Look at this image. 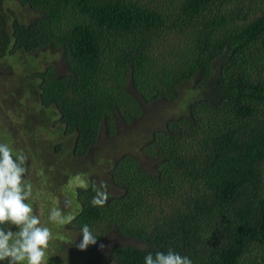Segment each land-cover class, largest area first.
I'll return each mask as SVG.
<instances>
[{
	"label": "trees",
	"instance_id": "trees-1",
	"mask_svg": "<svg viewBox=\"0 0 264 264\" xmlns=\"http://www.w3.org/2000/svg\"><path fill=\"white\" fill-rule=\"evenodd\" d=\"M12 1L33 18L7 7L5 58L23 66L40 50L63 49L69 73L49 65L19 75L43 111L56 109L57 119H43V126L72 137L73 156L94 147L103 126L114 133L118 114L126 122L142 115V98L172 103L184 96L183 111L142 149L152 169L132 154L117 158L109 171L120 192L103 207L91 205L98 185L92 176L78 189L74 227L87 224L100 230L98 238L113 230L131 237L111 248L113 264H145L147 253L169 248L193 264H264V6ZM164 32L174 38L168 56L156 51L155 36Z\"/></svg>",
	"mask_w": 264,
	"mask_h": 264
},
{
	"label": "rangeland",
	"instance_id": "rangeland-1",
	"mask_svg": "<svg viewBox=\"0 0 264 264\" xmlns=\"http://www.w3.org/2000/svg\"><path fill=\"white\" fill-rule=\"evenodd\" d=\"M144 1L161 7H171L174 0ZM248 2L251 5L257 4L258 10L264 6V0ZM8 6L16 9L12 0H0V143L8 144L14 156L22 150L28 157V173L24 180L32 185V196L26 203L32 205L33 214L39 216L41 226L50 228L52 232L44 264H73L91 258L99 264H113L110 257L111 248L117 244L133 243L134 240L115 230L103 233L102 237L98 238L100 230L91 229L97 236L96 244L80 250L78 245L83 236L80 230L74 227L73 222L80 212L78 189L88 187L93 176L97 184L99 181L107 182L109 194H118L120 189L112 182L109 170L115 160L124 154H132L145 168L152 169L154 160L142 149L156 130L165 127L169 117L183 111L184 96L172 103L162 100L146 102L130 84L129 88L133 94L142 98L143 114L130 122H126L118 114L114 133H109L107 127L103 126L97 144L84 155L73 156V138L66 139L55 132L54 127L43 126V119H57L59 114L56 109L53 108L49 113L43 111L36 95L30 91L31 86L28 84L27 90L19 75L21 68H25L29 73L45 71L49 65H55L58 75L69 73L63 49L40 50L35 59L26 61L23 66L13 58H5L1 34L8 33L10 29ZM16 10L24 19L33 18L27 9ZM155 38L158 39L155 43L158 47L157 54L164 53L168 56L172 48L170 45L174 41L173 36L164 32ZM58 145L61 146L57 149ZM65 201H70V206L65 207ZM57 208L62 211L63 223L49 221L50 212Z\"/></svg>",
	"mask_w": 264,
	"mask_h": 264
},
{
	"label": "clouds",
	"instance_id": "clouds-1",
	"mask_svg": "<svg viewBox=\"0 0 264 264\" xmlns=\"http://www.w3.org/2000/svg\"><path fill=\"white\" fill-rule=\"evenodd\" d=\"M27 155L20 150L13 155L12 148L0 143V261L7 264H44L46 250L52 239L50 228L41 226L39 216L33 214V207L26 203L32 196V185L24 177L28 173ZM95 195L91 200L94 207H103L109 198L108 184L99 181L94 185ZM70 201H65V207ZM49 221L63 223L62 211L57 208L49 214ZM13 227L17 230L13 231ZM83 239L78 245L85 250L96 244V237L87 224L80 230ZM145 264H193L188 256H182L169 248L165 252H149L144 258Z\"/></svg>",
	"mask_w": 264,
	"mask_h": 264
},
{
	"label": "flooded vegetation",
	"instance_id": "flooded-vegetation-1",
	"mask_svg": "<svg viewBox=\"0 0 264 264\" xmlns=\"http://www.w3.org/2000/svg\"><path fill=\"white\" fill-rule=\"evenodd\" d=\"M66 62V61H65Z\"/></svg>",
	"mask_w": 264,
	"mask_h": 264
}]
</instances>
